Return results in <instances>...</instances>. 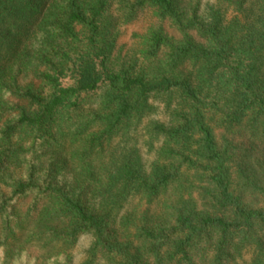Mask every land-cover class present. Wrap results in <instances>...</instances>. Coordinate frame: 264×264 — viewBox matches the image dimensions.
<instances>
[{
	"label": "trees",
	"instance_id": "16d2710c",
	"mask_svg": "<svg viewBox=\"0 0 264 264\" xmlns=\"http://www.w3.org/2000/svg\"><path fill=\"white\" fill-rule=\"evenodd\" d=\"M142 13L141 62L113 66ZM242 130L264 144V0H0V217L44 261L264 264Z\"/></svg>",
	"mask_w": 264,
	"mask_h": 264
},
{
	"label": "rangeland",
	"instance_id": "374dc122",
	"mask_svg": "<svg viewBox=\"0 0 264 264\" xmlns=\"http://www.w3.org/2000/svg\"><path fill=\"white\" fill-rule=\"evenodd\" d=\"M152 23L149 13H142L139 17L130 24L120 25L116 31V46L111 54L110 62L114 66L119 64L128 65L132 62H141V56L139 54V48L141 46L142 37ZM40 151L35 149L29 150L25 156H19V159L26 160V163L39 165L38 157ZM230 156L233 160V165L240 168H245L247 174L253 175L252 183L264 186V144L260 143L256 135L251 134L246 130H242L239 133L232 135L230 145ZM68 164H70L69 156L67 157ZM23 161V163H24ZM23 163L19 165H23ZM12 165V164H11ZM26 165V164H24ZM48 165V164H47ZM11 195V189L6 187V184L0 182V206L4 205L5 199ZM26 201H18L16 207L23 210V205ZM27 204L24 205V209ZM7 207V206H5ZM9 210V209H8ZM20 210L15 211L19 214ZM22 213V212H21ZM1 215V214H0ZM19 217V216H18ZM17 217V219H18ZM0 217V264H64V259L44 261L38 257V252L32 246L31 243L26 242V238L23 235L20 239L18 237L12 242L10 238H5L6 229L8 228L7 222ZM13 222L11 223V233L21 234L15 228H13ZM16 234V235H17ZM87 247L85 241H82L75 251H73L72 264H80L82 261L81 252ZM5 249L13 255L9 258L4 257ZM6 253V252H5ZM40 255V254H39Z\"/></svg>",
	"mask_w": 264,
	"mask_h": 264
}]
</instances>
